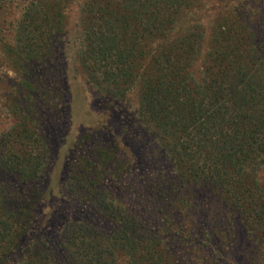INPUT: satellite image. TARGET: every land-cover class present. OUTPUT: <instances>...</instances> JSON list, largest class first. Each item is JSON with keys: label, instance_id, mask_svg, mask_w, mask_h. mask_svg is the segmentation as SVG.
Returning <instances> with one entry per match:
<instances>
[{"label": "trees", "instance_id": "1", "mask_svg": "<svg viewBox=\"0 0 264 264\" xmlns=\"http://www.w3.org/2000/svg\"><path fill=\"white\" fill-rule=\"evenodd\" d=\"M198 1L98 0L100 4L95 5V0L82 21L79 63L90 82L108 97L124 98L136 92L138 125L151 132L173 163L177 179L165 178L163 182L172 186L151 182L145 198L149 205L161 197L193 205L197 193L188 192V185L213 191L242 221L245 232L264 247V53L256 44L255 32L243 21L238 33L223 29L214 35L220 44H210L198 65L197 54L209 31H203L198 22L188 24L182 33L173 28L178 15ZM41 28L37 22L25 33L21 49L37 52ZM24 111L21 107L24 119L0 135V165L36 179L46 168L50 148ZM114 151L108 147L98 154L93 149L94 157L90 153L76 161L70 185L74 198L88 200L103 192L102 182L111 181V171L115 172ZM125 165L126 160L118 167ZM115 174L116 182H123ZM126 174L132 178L130 169ZM178 188L184 193H174ZM39 192L11 197L0 190L1 260L10 257L29 231ZM95 201L99 209L116 215L103 199ZM64 229L60 245L67 264H119L116 254L121 251H137L140 261L163 255L159 242L150 246L155 243L151 237L118 236L109 245L90 227ZM52 257L35 242L30 243L26 257L9 264H56Z\"/></svg>", "mask_w": 264, "mask_h": 264}, {"label": "rangeland", "instance_id": "2", "mask_svg": "<svg viewBox=\"0 0 264 264\" xmlns=\"http://www.w3.org/2000/svg\"><path fill=\"white\" fill-rule=\"evenodd\" d=\"M96 1L0 0V135L24 119L22 107L50 148L46 168L36 179L0 165L3 195L31 197L30 193L39 191L41 195L28 222L29 231L10 257L0 262L26 257L30 243L36 242L52 253L53 263L67 264L61 235L66 226L80 225L92 228L109 245L111 238L129 235L151 237L155 243L150 246L159 242L161 259L140 261L137 251H121L116 254L119 264H264V247L245 232L242 221L213 191L188 185V192L197 193L193 205L163 197L150 205L145 201L151 182L172 186L163 181L177 175L151 132L138 125L136 92L124 98L108 97L90 82L79 63L82 21L90 4H100ZM243 21L255 32L256 44L264 53V0H199L178 15L173 28L182 33L188 24L198 22L203 31H209L197 54L199 65L210 44H220L214 35L223 29L238 33ZM37 22L42 27L36 36L37 52H26L21 49L26 44L24 35ZM108 147L116 150L112 153L116 163L126 160L128 165L120 168L115 163L112 180L102 182L104 190L95 198H74L70 185L76 161L90 153L94 157L93 149L99 154ZM129 169L132 178L127 177ZM115 173L123 182H116ZM174 193L184 192L178 188ZM97 198L116 215L99 209ZM167 250L174 257L166 256Z\"/></svg>", "mask_w": 264, "mask_h": 264}]
</instances>
